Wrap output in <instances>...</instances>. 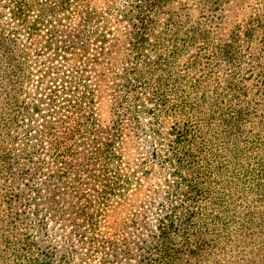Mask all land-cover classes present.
<instances>
[{
    "label": "trees",
    "instance_id": "obj_1",
    "mask_svg": "<svg viewBox=\"0 0 264 264\" xmlns=\"http://www.w3.org/2000/svg\"><path fill=\"white\" fill-rule=\"evenodd\" d=\"M87 1L0 0V205L8 207L7 217L0 214V264H23L20 257L25 264H54L51 255L57 252L53 246L57 236L50 243L48 221L60 223L59 229L69 226L64 240L68 249L80 250L88 258L104 252L101 259L120 261L122 249L112 242L114 249H105L109 241L98 231L99 225L109 209L125 202L128 187L142 179L136 177L146 164L135 169L123 159L117 145L121 120L105 141L94 138L89 149L77 148L85 132L98 126L94 85L109 70L107 53L90 57L87 43L94 39L105 44V31L113 22L138 29L133 38L132 81L123 85L134 112L142 108L136 105L140 99L135 86L144 81L175 125L161 136L154 121L157 108H150L153 115L140 130L153 138L148 140V151L167 171L169 184L138 264H264V68L257 74L258 94L240 97L242 81L250 77L246 65L262 67L261 54L248 51L247 44L251 47L259 34L264 35V13L252 15L242 31H232L229 43L236 51L224 40L212 51L225 68L234 66L227 77L213 78L205 69L196 78L187 74L173 78L165 67L174 51L154 34L153 28L161 24L156 15L179 5L177 22L196 28L202 19L194 11L202 9L212 22L223 13L224 0H122L121 4L111 0L108 10L99 13ZM174 24L171 17L162 22L163 29ZM67 29L79 31L74 45ZM25 34L45 38H37V49L49 54L37 78L18 43ZM196 38L200 37L193 41ZM203 42L209 44L210 35L205 34ZM154 54L158 61L152 60ZM90 67L96 69V83L88 73ZM185 82L186 89L159 87ZM216 118L222 137L212 131ZM243 124L248 126L247 139H232ZM46 143L50 147L43 157ZM47 188L52 190L49 195ZM45 205L51 206L50 218L43 212ZM34 229L45 236L37 238ZM8 248L16 253L5 256ZM68 257L65 252L58 263Z\"/></svg>",
    "mask_w": 264,
    "mask_h": 264
},
{
    "label": "rangeland",
    "instance_id": "obj_2",
    "mask_svg": "<svg viewBox=\"0 0 264 264\" xmlns=\"http://www.w3.org/2000/svg\"><path fill=\"white\" fill-rule=\"evenodd\" d=\"M187 0H180V3L186 2ZM226 4L222 5L221 10L223 13L214 18V21L209 22L202 13V9L194 11L196 18H201L202 23L196 28L188 27L187 25L177 22L179 14L182 12L178 10L177 6H170L165 13H160L156 15V18L161 22L160 26L157 24L154 27L156 35H161L163 37V43L166 47L171 48V51L174 53L170 54V57L167 60L166 69L169 73V76L183 75L187 74L189 78L195 77L197 75L203 74L205 69L212 71L213 78L221 79L227 77L230 72L234 69V66L231 68H225L223 63L218 59H214V54L212 51L215 50V47L222 40L228 42L226 47H230L233 43H229L231 39V33L235 29L243 30L244 24L246 21L255 14L264 13V0H224ZM111 0H89L85 2L90 9H97L98 13L100 11H107L109 8ZM122 0H116V4H121ZM79 4V3H77ZM86 5V6H87ZM78 6L75 4V7ZM177 11V12H176ZM200 11V12H199ZM176 12V13H175ZM9 17V15L7 16ZM6 16L3 17L4 21L7 19ZM169 17L175 20L174 26H169L164 28L162 22H164ZM180 18H184V14L180 15ZM158 21V22H159ZM203 22H206L204 24ZM126 25H117L116 23H111L108 25L107 30V39L108 41L105 44L101 42H95L94 39L87 43V55L93 57L98 55L100 52L107 53V63L109 64V70L105 72L103 81H98V85H94L98 91L96 92L97 97L94 101L93 109L95 110L96 118L98 120V126L95 130L85 132L82 139V146L77 147L78 149L87 148L89 149L88 143L92 142V139H98L105 141L108 132L112 133L115 131V128L121 120V125L118 126L120 137L118 138V148L123 154V159L127 162L128 167H134L135 169L140 168L143 164H146L144 169H140V172L137 174L136 179L140 176L139 181L133 182L127 191V198L123 204H119L120 207H114L108 210V212L103 216L102 222L99 225V230L103 237L106 238L109 242L105 244V249L107 247L114 246L111 245L115 243L117 248H120L121 254H119V262L107 261L106 258H102L103 253H97L95 257L88 258L84 255V252L80 250L68 249L65 245L64 240H67V234L70 231L69 226L65 228H58L60 223L48 221L47 229L50 243L52 242V236H57L55 238L57 252L54 255H51V258L54 264H60L58 261L61 259V255L65 252L68 254V258L62 264H138V261L141 258L143 250L144 240L150 238L151 229L155 222L154 216L157 215L156 207L161 205L167 199V188H168V179L169 175L166 174L167 171L160 169L156 162L159 161L158 158H155L149 153V146L153 138L149 136H144L142 130L144 125H148L150 120L149 115H153L148 109L157 108L155 111L156 120L158 123V129L161 132V136H165L168 132L172 131L175 128L174 118L167 116L164 110L165 107L160 106L159 102L152 98L150 89H146L145 82L141 81L135 87V91H138L139 101L136 105L141 111H135L133 109V100L131 95L128 94V89L124 87V84L131 82V69L134 64L133 62V38L135 35V30H138L137 27L129 25L127 22ZM159 26V27H158ZM69 32L68 40L71 44L74 45V42L77 40L75 36L79 33L77 30L67 29ZM198 32V33H197ZM205 34L210 35L209 44H205L204 40ZM198 35L199 39L196 38V41H193V37ZM42 36L39 37H28L20 36L19 45L22 46L26 51L25 56L28 59L29 68H31L32 74L37 78V71H39L44 66V61L48 58L49 54H46L42 50L37 49V38L44 40ZM43 37V38H42ZM155 37V36H153ZM263 33L258 35V39L251 43V47L247 44L248 51H256V53L261 54L260 61L262 67L253 68L251 65H246V68H250L247 72V76H250L248 79L242 81V92L241 98L244 99V94H247L250 98L254 97L259 92V87L261 84V77H258V73L264 68V47L263 44ZM44 42V41H43ZM158 42V41H157ZM219 47V45L217 46ZM161 48V47H160ZM231 51H236V46L231 45ZM246 48V47H245ZM165 49V47H164ZM154 51H158V46L154 47ZM249 52V53H251ZM253 53V52H252ZM119 58L118 62L115 63V59ZM231 57V54L229 55ZM60 57L59 59H61ZM158 61V55L154 54L152 60ZM62 60V59H61ZM249 60V59H248ZM58 62V60L56 61ZM246 61L245 63H247ZM244 63V64H245ZM243 64V65H244ZM89 74H92V81L96 83V78L94 77V68H91ZM89 69V70H90ZM174 78V77H173ZM159 84L156 85V87ZM188 82L179 85L177 83H172L168 86L159 85L161 89L168 88L173 91L176 89H186L188 87ZM98 86L100 88H98ZM248 101V100H247ZM239 102V101H238ZM249 102V101H248ZM236 103V101H235ZM241 104V102H240ZM244 106V104H241ZM147 109V110H146ZM247 118V116H244ZM120 118V119H119ZM245 118V119H246ZM247 120H251L253 123L254 120L248 117ZM152 121V119H151ZM220 120L215 119L214 126L212 131L216 133L217 136L222 137L218 132L220 129L219 123ZM248 126H241L238 128L232 135L234 140L245 141L246 128ZM251 127V126H249ZM20 131H22L20 129ZM168 136V135H167ZM149 140V141H148ZM241 141V142H242ZM80 141H77V144ZM240 142V143H241ZM239 143V144H240ZM86 146V147H85ZM50 147L49 143L44 145L43 157L47 154V150ZM163 147V145H162ZM141 165V166H140ZM148 173V174H145ZM6 186L10 184L7 182ZM46 194H51L52 190L49 188L45 189ZM45 195V193H44ZM43 208V207H42ZM51 206L45 205L43 212H48V217L52 216ZM8 207L3 203L0 205V214L7 217ZM143 212V213H142ZM144 212L147 215H142ZM68 227V228H67ZM34 232L37 238L41 239L45 235L39 230ZM5 243V242H4ZM49 244V243H47ZM180 244V243H179ZM1 248H4L1 246ZM70 251H68V250ZM43 253H46V250H41ZM73 251L72 253H70ZM86 252L87 250L84 249ZM16 252L13 249L6 251L5 256L13 255ZM187 257V255H184ZM113 257H111L112 259ZM70 259V261H69ZM101 260V262L99 261ZM23 264L26 263L24 258L20 257Z\"/></svg>",
    "mask_w": 264,
    "mask_h": 264
}]
</instances>
